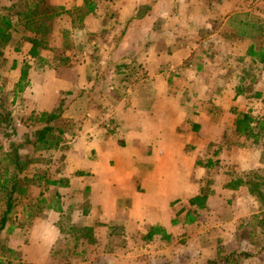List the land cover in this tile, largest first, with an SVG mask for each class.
Wrapping results in <instances>:
<instances>
[{
    "label": "crops",
    "instance_id": "obj_1",
    "mask_svg": "<svg viewBox=\"0 0 264 264\" xmlns=\"http://www.w3.org/2000/svg\"><path fill=\"white\" fill-rule=\"evenodd\" d=\"M222 3L58 0L66 16L74 6H87L78 28L67 23L63 28L87 40L74 37L65 45L63 61L72 64V79L58 75H67L65 69L47 68L27 82L33 88L30 112L58 111L69 129L56 181H48L58 194L45 199L52 205L46 215L33 219V264L51 262L63 238L59 222L68 214L73 229L88 233L76 234L84 246L80 254L99 258L81 264L214 260L216 232L222 230L209 221L203 225L197 214L215 207L216 192L207 195L205 208L191 204L204 195V177L219 161L224 167L218 175L224 177L233 174L235 162L240 172L264 169V148L258 145L264 129L257 131L264 125L258 117L264 114V41L250 36L263 31L264 9L241 3L232 12ZM232 32L240 51L228 38ZM237 59L241 64L251 59L263 71H241ZM13 64L19 82L23 70L18 61ZM239 115L253 119V136L237 133ZM227 179L222 182L230 189ZM239 184L246 192V182ZM256 201L241 207L258 206ZM225 204L218 201L219 207ZM243 212L235 220L247 215Z\"/></svg>",
    "mask_w": 264,
    "mask_h": 264
},
{
    "label": "rangeland",
    "instance_id": "obj_2",
    "mask_svg": "<svg viewBox=\"0 0 264 264\" xmlns=\"http://www.w3.org/2000/svg\"><path fill=\"white\" fill-rule=\"evenodd\" d=\"M214 1L217 5L218 3L224 4L222 2H226L228 4L225 6L226 11L230 6L232 12L239 11L241 3L252 8H255L257 4H261L264 9V0ZM57 3L58 0H0V25L5 27V29L10 25L8 32L12 35L10 42L6 43L7 45L2 44L3 48L0 50V180L3 172L9 169L11 174L9 178H12L14 163L9 161V159H13L16 148H18L19 154L25 163L24 171L20 175L22 178L20 193L15 197V208L9 215L6 228L0 233V258H7L8 264H33L32 259L36 254L32 241L33 219L38 214L40 216L46 215L43 212L49 211L48 206H52L45 199L49 198V195L58 194V192L56 191L57 189L53 188V185L48 184V181H56L53 178L56 177L54 173L60 170L64 159V141L56 152H54L55 150H35L31 144L37 139V133L45 126L41 122L43 119L42 115L45 112H30L28 105L32 101L33 88L31 85H27V82L47 68L54 70L65 69L68 73L67 75L64 74V71L61 73L58 71V75L72 79L74 76L73 71H71L72 64L63 61V52L66 50L65 45L71 42L74 37L79 41L87 40L84 34L81 36L79 32L75 33L73 31L74 28L79 27V22H83L81 18H83L85 13L83 10L87 6L81 8L74 6L71 10H67L70 15H73L69 17L68 12L66 13L67 16L63 15L65 8ZM86 3L88 4V0H85V5ZM219 22L220 19L216 23ZM66 23L70 28L73 25V30L70 31L69 28L70 32H66L67 30L63 31ZM38 28L42 31L39 35L42 45L39 53L43 58L46 57V62L44 63L39 62L40 57L31 58L28 55L30 48L26 46L27 39L36 35L35 32H31L29 29ZM254 33L250 34L252 38L257 37L258 41H264V29L263 31H258L256 36ZM228 38L236 43V50L240 51L237 34L232 32ZM238 59L236 61L238 64H234L236 67H240L241 71L249 68L250 74L257 75L260 71H263V66L258 69L259 67H255L251 59L242 64ZM17 61L20 63L22 70L27 72L26 80L24 81L25 86L22 91H19L17 87L19 76L12 74V70L16 68L13 63ZM102 84L107 85V83ZM62 116L54 123V131L52 133L61 139H63L64 134L69 132L67 119ZM258 117L261 118L259 122L264 123V114ZM263 129L264 125L259 127L257 131L261 132ZM250 143L253 144L254 142L249 141ZM234 145L239 146L237 142ZM258 145L264 148V139ZM4 158H8V161H3ZM235 163L233 164L234 169H231L233 174H230L229 177L218 175L220 166L224 167L220 161L219 165L214 167L208 176L204 177L206 186L203 194H211L213 190L216 192V195L211 199L215 207L204 209L201 213L196 214L201 217L200 221L203 225H206V222L209 221L211 227L219 225L222 230L221 233L216 232L217 238L214 244L217 245L216 253L218 254L213 258L215 261L206 258L207 260L204 264H209L210 262H217V264H264V250L261 251V247L264 245V169L240 172L236 168L238 167V162ZM223 178H229L227 179L228 182L231 181V186L226 187L230 189H225V183L222 182ZM240 180L242 183L246 181L252 182L251 186L248 185L246 192H241ZM255 185H257L256 190L254 188ZM242 187L244 188V186ZM6 196V191H0V221L7 210ZM250 199L257 200L258 206L246 204V209L241 207L243 201L246 202ZM218 201L223 204L226 203V206L219 207ZM239 207L244 212L247 210V215L243 216L241 220H235L237 213L241 211ZM68 211L70 210L68 209ZM256 211H259V214H257L259 217L261 216V219L257 218L256 213H253ZM59 224L63 238L52 249L51 262L49 264H81V262H91L90 260L97 261L99 259L94 254L93 257L90 255L85 256L86 253L80 254L84 246L81 245L79 238L76 240V234L88 233H80L78 229L72 228L76 225H73L70 214L62 216ZM239 226L241 232L235 233ZM226 228L227 230L233 229V233H235L232 235L231 232V237L227 239L222 236V234L227 232ZM72 230H75V232ZM253 231L256 233L254 236ZM93 251H96V249L93 248ZM245 251H249L253 256L247 259L244 258L241 254ZM44 252L46 251H43L42 257ZM233 252H236V255H233L230 261L227 262L229 255L233 254ZM73 253H79V255L75 256Z\"/></svg>",
    "mask_w": 264,
    "mask_h": 264
},
{
    "label": "trees",
    "instance_id": "obj_3",
    "mask_svg": "<svg viewBox=\"0 0 264 264\" xmlns=\"http://www.w3.org/2000/svg\"><path fill=\"white\" fill-rule=\"evenodd\" d=\"M90 8V7H89ZM10 24V23H9ZM9 26L8 28L5 29L2 25H0V50L3 48V45H7L6 43L10 42L12 35L9 31ZM30 26V24H29ZM28 31V30H27ZM31 32H35V37H30L28 38V42L32 43V48L30 49V55L33 57H38L40 56L39 49L42 47L41 45V40L39 38V35L42 33L41 29H29ZM3 44V45H2ZM42 60V59H41ZM27 72L23 70L21 79L19 83L17 84V87L19 88V91H22L24 89V81L26 80ZM60 112H56L53 114H43L42 115V120L45 124L42 130H40L37 133V139L34 142H31L33 148L35 150H42V151H49V150H54L58 149L60 144L62 143L63 139L56 137L53 135L54 131V123L61 117ZM253 119L249 115H239L237 117L236 121V126H237V133L240 135H248V136H253L254 130L252 127V121ZM3 161H8V158H4ZM9 161H13L14 163V171L12 178H9L10 174V169L6 170L3 172L1 180H0V191H6L7 196L5 197L6 203H7V210L4 212V215L2 217V220L0 221V233L6 228L9 220V215L15 208V201H16V195L20 193V186H21V174L24 171L25 168V163L23 162L18 148L15 150V154L13 156V159H9ZM10 184H12L10 186ZM50 184L56 185L57 182H53ZM247 186H251L252 182L251 181H246ZM257 185L254 186L256 190ZM207 201V195H202L198 198H195L194 200L191 201L192 205H196L199 208H205V202ZM264 250V245L261 247V251ZM236 252H233V254L229 255V258L227 259V262L230 261V258L233 257V255ZM244 258H249L252 255L250 252H243L241 254ZM7 258L3 257L0 258V264H8ZM209 264H217V262H210Z\"/></svg>",
    "mask_w": 264,
    "mask_h": 264
}]
</instances>
